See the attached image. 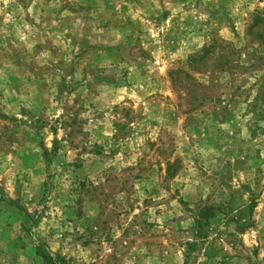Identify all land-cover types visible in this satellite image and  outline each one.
<instances>
[{"label":"rangeland","instance_id":"rangeland-1","mask_svg":"<svg viewBox=\"0 0 264 264\" xmlns=\"http://www.w3.org/2000/svg\"><path fill=\"white\" fill-rule=\"evenodd\" d=\"M264 264V0H0V264Z\"/></svg>","mask_w":264,"mask_h":264},{"label":"trees","instance_id":"trees-1","mask_svg":"<svg viewBox=\"0 0 264 264\" xmlns=\"http://www.w3.org/2000/svg\"><path fill=\"white\" fill-rule=\"evenodd\" d=\"M45 260L48 262V264H62V260H53L51 257L44 255Z\"/></svg>","mask_w":264,"mask_h":264}]
</instances>
